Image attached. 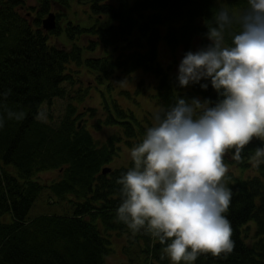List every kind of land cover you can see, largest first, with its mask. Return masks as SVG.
<instances>
[{
  "label": "trees",
  "instance_id": "obj_1",
  "mask_svg": "<svg viewBox=\"0 0 264 264\" xmlns=\"http://www.w3.org/2000/svg\"><path fill=\"white\" fill-rule=\"evenodd\" d=\"M34 3L0 0V93H8L0 97V217L11 216L0 220V264H103L113 239L126 248L133 245L130 252L141 256L138 261L130 257L134 263L171 264L166 256L161 259L164 245L143 230L131 231L116 216L121 187L116 181L132 162L113 161L152 124L120 97L133 100L132 90H144L158 108L174 104L178 95L215 101L210 83L206 90L199 84L180 88L177 71L170 74L169 65L158 62V48L165 44L174 55L177 49L206 45V23L221 8H244L246 0ZM54 6L57 24L45 30L41 20ZM138 71L155 78L151 89H145L150 84L142 89V78L132 90L121 86ZM93 96L99 106L88 103ZM53 98L64 101L57 118L43 111ZM21 112L23 118L16 119ZM91 118L94 123L88 125ZM90 126L116 130L99 141ZM262 145L254 139L241 154L243 162L235 161L233 152L224 157L225 182L232 190L225 215L233 230V252L226 258L201 255L193 264H264V163L255 167L248 160ZM103 167L109 171L103 173ZM46 170H55L56 177L41 180L39 173ZM44 189L72 211L28 218Z\"/></svg>",
  "mask_w": 264,
  "mask_h": 264
},
{
  "label": "clouds",
  "instance_id": "obj_2",
  "mask_svg": "<svg viewBox=\"0 0 264 264\" xmlns=\"http://www.w3.org/2000/svg\"><path fill=\"white\" fill-rule=\"evenodd\" d=\"M206 27L208 43L184 53L176 82L205 90L210 83L216 100L178 95L174 104L155 110L151 126L129 149L131 167L116 181L117 219L157 239L164 245L161 259L171 264L233 252L224 157L233 152L243 162V150L254 139L264 141V0L221 8ZM248 160L255 167L264 163V145Z\"/></svg>",
  "mask_w": 264,
  "mask_h": 264
},
{
  "label": "rangeland",
  "instance_id": "obj_3",
  "mask_svg": "<svg viewBox=\"0 0 264 264\" xmlns=\"http://www.w3.org/2000/svg\"><path fill=\"white\" fill-rule=\"evenodd\" d=\"M26 4L28 6H34V0H25ZM56 9V7H53V10ZM76 16L77 12L79 11V8H75ZM50 10L54 12L55 10ZM61 10V9H60ZM47 15V14H46ZM45 15V16H46ZM44 16V17H45ZM43 17V18H44ZM65 17L60 21L59 20V26H63L65 20ZM54 23L57 24V19L54 16ZM60 42V40H58ZM196 44V43H195ZM196 45H194L193 49H190L192 51L196 50ZM184 53L182 49H177L174 52V55L169 51V49L165 46V44L160 43L157 53V60L160 62L163 66L169 65L167 68L169 73H175L178 70V64L183 57ZM174 59V60H173ZM143 79L142 89H151V82H154V77L151 74L143 73V72H136L133 74L130 81L126 82L125 80L121 83V86L128 87V90H132V88L135 86V82L139 79ZM149 81V82H148ZM92 84V83H91ZM135 90L131 91V100L130 98L124 99V97H120L121 101L128 103L136 112L138 115L146 114L147 117L152 121V113L158 109V107L147 98V93L144 92V90L141 93L134 92ZM99 98L97 96H93L91 99L88 100V103H93L99 106ZM44 106V107H43ZM43 111L44 112H50L54 118H57L58 115H61L63 111L64 101L61 98H53L52 102L50 103L49 107L46 105H43ZM88 125L94 123V118L88 119ZM90 130L95 138H97L99 141H102L105 139V137L110 134L111 132H114L116 130L115 126H103L100 130H96L90 126ZM122 155L120 157H117L113 163L114 164H125L129 157V149L123 148L122 151H120ZM57 172L55 170H46L39 173V178L43 180L44 182L48 181L49 179H52L56 177ZM51 195L45 191V189L41 192L40 195L35 199L33 204L31 205L30 209L28 210L27 217L31 218L38 214H69L72 211L71 205L68 204L65 200L62 199H54V201L50 198ZM53 198V197H52ZM10 214L6 213L3 214L0 217L1 221H6L10 219ZM125 243L120 242V240H112L109 245V251L104 256V262L103 264H127L129 263L130 257L134 261H138L141 259V256L139 254H133L130 251L133 248V245H130L128 248L124 247ZM135 248V247H134ZM129 250V251H128ZM128 253H126V252ZM133 264H140V262Z\"/></svg>",
  "mask_w": 264,
  "mask_h": 264
},
{
  "label": "water",
  "instance_id": "obj_4",
  "mask_svg": "<svg viewBox=\"0 0 264 264\" xmlns=\"http://www.w3.org/2000/svg\"><path fill=\"white\" fill-rule=\"evenodd\" d=\"M54 12L52 11H49L47 13V15L42 18L41 20V24H42V27L45 29V30H49V29H53L55 27V23H54ZM109 171V168L107 167H103L102 168V172L105 173Z\"/></svg>",
  "mask_w": 264,
  "mask_h": 264
}]
</instances>
